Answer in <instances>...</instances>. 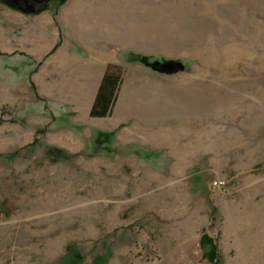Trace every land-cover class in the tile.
<instances>
[{"label":"rangeland","instance_id":"374dc122","mask_svg":"<svg viewBox=\"0 0 264 264\" xmlns=\"http://www.w3.org/2000/svg\"><path fill=\"white\" fill-rule=\"evenodd\" d=\"M14 1L0 0L15 41L0 49V143L29 136L0 146V264H264V0ZM45 12L55 25L26 33ZM35 33L52 50L23 49ZM61 50L73 66L47 68ZM108 71L113 104L92 115ZM66 131L73 147L50 139Z\"/></svg>","mask_w":264,"mask_h":264},{"label":"bare ground","instance_id":"6f19581e","mask_svg":"<svg viewBox=\"0 0 264 264\" xmlns=\"http://www.w3.org/2000/svg\"><path fill=\"white\" fill-rule=\"evenodd\" d=\"M87 2H89V0H72V5L74 6V5H76V4H79V3H87ZM85 5V4H84ZM113 12V11H112ZM114 14V13H113ZM106 16V15H105ZM98 17V16H97ZM103 17V16H102ZM67 18V15H65V19ZM95 18V17H94ZM114 17H111L110 16V20L112 21V20H114V21H116V18L118 19V17H116V18H114ZM68 19V18H67ZM91 19H92V17H91ZM105 19V18H104ZM78 21H80V24L81 25H83V26H88L87 25V23L85 24V21H84V19H83V17H81V18H79L78 17V19H77ZM93 20V19H92ZM100 20H102V19H100ZM104 20H102V22H103ZM84 22V23H83ZM90 22V21H89ZM101 22V21H100ZM105 22V21H104ZM75 23V22H74ZM96 23V22H95ZM98 23V22H97ZM102 24V23H101ZM114 24V23H113ZM116 24V23H115ZM80 26V25H79ZM90 26V25H89ZM101 26V25H100ZM99 26V27H100ZM92 27V26H91ZM119 27V26H118ZM121 28V27H120ZM119 28V29H120ZM90 29V28H89ZM93 30V29H92ZM102 32H104L107 36H109L110 38L109 39H111V38H113L112 37V35L110 34L111 32H113V29H112V26L111 25H106V26H104L103 28H102ZM95 31H96V29H95ZM101 31V30H100ZM93 32V31H92ZM98 32H99V30H98ZM114 32H115V29H114ZM117 32V31H116ZM96 33V32H95ZM103 33V34H104ZM87 34V33H86ZM102 34V35H103ZM119 34V33H118ZM82 35V34H81ZM97 35H99V34H97ZM117 35V34H116ZM96 37V36H95ZM101 36H99V38H100ZM104 37V36H103ZM102 37V38H103ZM115 37V36H114ZM117 37V36H116ZM122 37V36H121ZM105 38V37H104ZM107 38V37H106ZM119 38V37H118ZM120 39V38H119ZM123 41V40H122ZM126 42V41H125ZM52 67V66H51ZM50 68V67H49ZM54 68V67H53ZM54 71V70H53ZM58 72V71H57ZM53 75V74H52ZM49 77V76H48ZM94 81H95V79H94ZM82 83V82H81ZM128 87V82H127V86H125V89L123 90V92H122V95H121V98H120V100H119V102H118V105H117V108H116V111H115V115H114V117H112L110 120H109V122H117V121H119L121 118H122V116H123V112L125 111V109H124V107H125V95H126V88ZM183 87V86H182ZM185 88V87H184ZM172 89H175V88H172ZM70 91V90H69ZM44 92H45V90H44ZM177 90L175 91H172V92H170L169 94H167V95H163V96H165V97H168V99L170 100V101H173L175 98H177L176 96H178L177 95ZM181 92H183V91H181ZM46 93V92H45ZM48 94V93H47ZM86 94V96H87V93H85L84 91H78L76 94L74 93V95H73V97L75 98V100H77V102L78 103H80L79 101H80V96L81 95H85ZM170 94H171V96H172V98H173V100H172V98L170 97ZM181 94V93H180ZM89 96V95H88ZM189 97V96H188ZM179 98V97H178ZM188 101V100H187ZM75 102V101H74ZM178 102V101H177ZM135 104V103H134ZM186 104V103H185ZM133 106V105H132ZM137 106V105H136ZM80 116L81 117H83V118H87L88 117V110H87V108L85 107V101H82L81 102V104H80ZM139 107V106H138ZM133 108V107H132ZM145 110V109H144ZM176 111V110H175ZM184 111V110H183ZM134 113H136L137 114V116L141 119V121H150V120H157V121H160L159 123H161V120L163 119V118H157L159 115H155L156 117H154V116H151V117H146L143 113H142V111L140 110H138V111H135ZM171 115L173 116V117H169V118H175L176 120H178L177 122V125H180L181 127L183 126V125H185L184 123H185V121H186V114H184L183 112H182V109L181 110H179V111H177V112H175V113H171ZM176 116V117H175ZM156 118V119H155ZM161 119V120H160ZM168 119V118H167ZM153 120V121H154ZM174 120V119H173ZM156 122V121H155ZM137 124V123H136ZM141 128V130H142V132H143V134H144V138L146 139V140H152L154 143H156L158 140H160L161 138H165V140H167L168 141V143H173L172 141L174 140V139H176V138H180V134H177V135H179V136H177V137H170V136H172V135H169L168 133L166 134V133H164V134H162V135H160L161 136V138L160 137H158L159 136V131H156V133L157 134H150L149 132H147V130H145L146 128H142V127H140ZM64 131V130H63ZM141 132L140 130H137V132ZM67 132V131H66ZM69 132H67V134L66 133H51L50 132V139L51 140H53V141H61V142H65V143H67V145H69L70 147H73L74 146V144H75V136L73 135V134H71V133H69ZM158 135V136H157ZM28 136H29V130H19L18 132H17V134H16V136L15 137H11V138H9V137H7V138H4L3 140H2V143H0V146H2L3 145V143L5 144V145H7L9 142H15V141H21L20 139L21 138H28ZM8 139V140H7ZM7 140V141H6ZM77 140V139H76ZM6 141V142H5Z\"/></svg>","mask_w":264,"mask_h":264},{"label":"crops","instance_id":"0c3cea01","mask_svg":"<svg viewBox=\"0 0 264 264\" xmlns=\"http://www.w3.org/2000/svg\"><path fill=\"white\" fill-rule=\"evenodd\" d=\"M65 14L63 13V16ZM57 14H54L52 12H45L43 14H36L34 17H32L33 22H32V27H27L25 29V32L30 34L32 30H35V32L39 33L38 29H41L42 27H47V26H54L57 20ZM65 17V16H64ZM63 17V18H64ZM7 19L9 21H13L15 26L18 24H24V21L28 19L27 15L21 13V12H10L7 13ZM31 19V17H30ZM6 31H2L0 34V49L6 52H11L13 49H15V41L13 42V39L11 38V35H6ZM35 33V34H37ZM28 38V37H26ZM55 40L54 38H51L49 35H45L44 33L37 34L34 39H32L30 42L23 41V49H27L29 51L28 53L32 54H39V55H44L45 53H48L52 48L55 46ZM61 55L60 57L55 56L53 59H49L48 63L46 64V67H54L58 68L60 66H65V67H72L73 62L76 61L74 59V56L70 52H65V50L60 51ZM105 73L102 75L100 79V85L98 88V91L100 89V86L103 82V79L105 77ZM95 97L97 96V93ZM96 99V98H95Z\"/></svg>","mask_w":264,"mask_h":264},{"label":"trees","instance_id":"16d2710c","mask_svg":"<svg viewBox=\"0 0 264 264\" xmlns=\"http://www.w3.org/2000/svg\"><path fill=\"white\" fill-rule=\"evenodd\" d=\"M119 81V75L106 73L92 107V115H104L110 110Z\"/></svg>","mask_w":264,"mask_h":264},{"label":"flooded vegetation","instance_id":"af4514ba","mask_svg":"<svg viewBox=\"0 0 264 264\" xmlns=\"http://www.w3.org/2000/svg\"><path fill=\"white\" fill-rule=\"evenodd\" d=\"M47 1L49 0H27V3H28V7L33 9L37 4H42V3L46 4ZM13 4H15L16 6H21L19 0H15Z\"/></svg>","mask_w":264,"mask_h":264},{"label":"water","instance_id":"95a60500","mask_svg":"<svg viewBox=\"0 0 264 264\" xmlns=\"http://www.w3.org/2000/svg\"><path fill=\"white\" fill-rule=\"evenodd\" d=\"M212 221V220H211Z\"/></svg>","mask_w":264,"mask_h":264}]
</instances>
